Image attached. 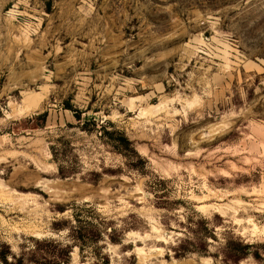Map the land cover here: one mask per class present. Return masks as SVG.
I'll return each instance as SVG.
<instances>
[{"label": "clouds", "instance_id": "1", "mask_svg": "<svg viewBox=\"0 0 264 264\" xmlns=\"http://www.w3.org/2000/svg\"><path fill=\"white\" fill-rule=\"evenodd\" d=\"M120 2L112 9L107 0H51L31 33L45 19L58 25L50 65L35 78L13 76L18 51L14 59L11 47L0 52V241L18 259L24 246L35 249L28 237L37 230L48 233L40 239L72 245L70 232L95 226L104 237L99 258L97 245L81 252L75 241L68 264H104L105 256L108 264H132V256L136 264H264V180L255 193L231 186L213 192L207 175L233 173L197 169L185 177L183 165L154 167L159 153L176 154L180 124L202 120L229 90L161 55L168 37L142 26L138 0ZM161 129L170 130L171 145L158 143ZM193 136L206 139L207 129ZM237 148L248 151L241 164L255 159L264 167V136H245ZM41 185L44 195L26 198ZM53 220L68 223L53 234ZM113 230L122 237L115 247L107 239ZM129 243L132 251H120Z\"/></svg>", "mask_w": 264, "mask_h": 264}, {"label": "rangeland", "instance_id": "2", "mask_svg": "<svg viewBox=\"0 0 264 264\" xmlns=\"http://www.w3.org/2000/svg\"><path fill=\"white\" fill-rule=\"evenodd\" d=\"M98 2L103 3L104 0ZM242 3L243 0H138L136 5L144 18L142 26L146 29L154 26V30L168 37L162 42L161 55L174 61H183L185 72H192L229 90L218 98V102L202 120L191 123L186 120L180 124L174 141L175 155L163 152L155 157L154 167L170 170L178 164L183 165L179 174L185 177L197 169L205 173H233L215 177L207 175V186L213 192L231 186L255 193L264 180L261 163L255 159L251 163L244 159L241 164V157H247L248 151L237 148V145L243 146L245 136H264V0H249L248 4L241 7ZM50 4L51 0H0V52L11 47L13 59L15 52H19L17 63L12 65V74L21 80L39 76L43 68L50 65L49 52L54 42L52 33L58 25L54 23L50 27L45 19L39 23V32L31 34L33 26L41 19L39 13L48 11ZM107 5L112 9L122 6L120 0H107ZM113 45H116L115 38ZM95 63L90 71L95 70ZM171 71L169 67L168 73ZM149 72L157 74L151 69ZM48 75H51V70ZM229 92L231 98L226 101L224 97ZM36 99L32 98L31 102ZM192 102L195 104L196 99L193 98ZM149 104L155 106L156 101H149ZM157 111L163 115L162 111ZM144 118L151 120L153 117L151 113H146ZM174 119L179 122L181 117ZM248 125L253 126L251 131ZM200 128L207 129L206 139L193 136ZM158 137L159 144L173 143L169 129H161ZM189 138L195 143H186ZM189 152L192 155H188ZM230 165H235V168H230ZM184 168L190 171L185 172ZM40 175L47 178L45 173ZM192 178L195 180L196 176ZM25 179L31 180V177ZM157 183L164 186V181L158 180ZM43 187L41 185V188L27 193L26 198L44 195L41 190ZM241 199L247 202L248 197L243 196ZM67 223L53 220L47 227L55 234L61 232ZM47 235V232L39 230L33 232L28 239L36 244L35 249L26 250L24 246L18 259L12 246L7 241H0V258H6L7 264L9 256L17 260V264L19 261L23 264H68L72 252L76 251L75 241L82 245L81 252L86 244L97 245L92 249L97 258L104 247L99 243L104 237L95 226H82L70 232L74 242L72 245H65L60 240L39 238ZM107 239L115 247L121 244L122 237L113 230ZM132 250L133 245L130 243L120 249ZM129 259L132 264H136V256ZM104 264H108L106 256Z\"/></svg>", "mask_w": 264, "mask_h": 264}, {"label": "trees", "instance_id": "3", "mask_svg": "<svg viewBox=\"0 0 264 264\" xmlns=\"http://www.w3.org/2000/svg\"><path fill=\"white\" fill-rule=\"evenodd\" d=\"M2 259H4L5 260V264H7L6 258L2 257ZM18 264H23V263L21 261H19Z\"/></svg>", "mask_w": 264, "mask_h": 264}]
</instances>
